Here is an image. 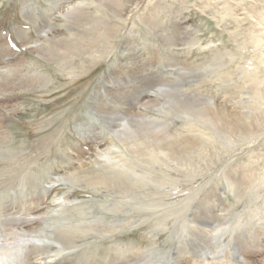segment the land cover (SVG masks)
Instances as JSON below:
<instances>
[{"label":"rangeland","instance_id":"rangeland-1","mask_svg":"<svg viewBox=\"0 0 264 264\" xmlns=\"http://www.w3.org/2000/svg\"><path fill=\"white\" fill-rule=\"evenodd\" d=\"M31 1L35 2L36 0ZM81 1L84 0H76V2ZM90 1L92 2V0ZM185 1L186 4L181 5L180 0H166L167 5L162 6L166 9L171 7L169 10L176 11L184 8L182 13L185 20L181 22L185 25L198 27L195 29L201 44L193 47L188 42H183V44L177 45L173 50L179 53L181 58L174 61L164 41L138 18L134 19V23L132 21L126 25L121 24L118 27L119 34L108 39L101 38L102 33L98 30L95 32L91 27L92 23L86 22L82 25L85 31L78 39V36L71 35L72 32L65 26V19L61 15L51 20L50 25L52 26L48 25L45 15L48 13L56 15L54 5L50 3V0L36 1L35 13L39 17L37 24L28 18L30 15L24 10L22 0H0V33L12 32L13 40L16 39L20 43L14 27L22 26L32 45L44 43L45 48L49 47L51 44L46 31H49L52 37L58 35V37L64 38L71 47L82 41L88 44L87 50L76 56L74 62L69 64H63L58 60H48L37 51L26 50L27 61L22 74L28 71L27 75H32L37 71L33 68L36 66L40 72L46 75L44 81H48V84L37 91L23 90L7 94L9 107L20 109L15 115L12 114L8 129L13 136L4 147L5 153L0 155V198L4 197V205H9L13 200L16 201L17 197L19 198L16 203L19 205L20 197L23 195H25L24 199H40L44 195L43 191L47 188V186L45 188V182L50 176L48 172L55 171L60 174L66 171L63 153L67 151L63 150L62 153L60 149L75 146L88 150L89 145L84 144L88 139L87 134L106 137L105 141H108L110 145L114 144L115 149H123L114 130L115 125L118 123L124 125V121L112 120L111 115L101 114L93 106V103L97 102L96 98L100 97V95H96V92L103 86L105 79L110 81L106 84V87L110 88H108L110 94L116 91H121V93L125 91L128 95L134 96L135 92L138 94L135 98H138L140 94L150 92V98L157 99L155 85L183 83L197 89V86L192 84L195 75L205 78H210L213 75L215 81L209 82L208 85L204 84L203 87L213 85V89H217L215 93L218 97L227 96L225 99L230 101L229 107H232L235 101H244L250 110V114L244 116L245 120L248 125L250 124L251 130L257 132L246 136V138L242 135H234L237 137V141L228 142L217 133L215 134L212 130L204 127L198 130L194 125L192 129H182L186 120L175 117L177 129L183 130L186 135L204 139L201 147L204 157L197 158L192 163H188V161L184 163L185 174L203 171V177L190 182V177H179L173 170L171 178L176 183L172 182L173 180L169 177L170 180L168 179L164 187L155 184L153 189L148 190L149 196L147 197L144 195H136L138 198L119 196L115 200L112 197L109 198V195L105 193H96L76 185L54 184L46 197L52 206L49 219H56L62 212L67 211L80 210L83 214V211L90 212L88 209L92 208L89 213L90 217H94V213L103 212L108 217L106 218L108 221L119 217L118 224L124 223L123 225H125L126 223L127 226H120L114 233L92 239L81 248L72 251L66 250L57 257L58 260L56 259L51 264H81L85 259L96 264H106L107 259L113 253L123 256L126 261L129 260V256H135L133 264H178V259L183 261L188 259L191 260L188 264H196L200 257L192 254L178 255L176 246L182 235L189 229L191 231L193 225L191 226L187 219L190 218L194 210L193 207L199 203H201L202 210H206L209 206L213 208L211 213L208 210L204 211L205 215L212 216L214 214L217 216V221L220 223L218 222L214 229H219V234L234 233L237 229L234 234H242L236 239L239 243L238 246L248 247L251 255L254 250L260 247L262 251L257 257L264 256V0ZM156 2V0H150L146 5L154 11ZM232 9L235 10L232 11ZM159 12L160 15H156V11L153 14L155 20L161 17V19H165V22L173 25L172 11L161 10ZM97 14L102 13L93 9L90 11V16ZM110 15L109 11L107 14H103L108 18ZM53 28L55 30L51 32L49 29ZM135 31H139L142 46L136 47V39L131 36ZM125 36L130 37L127 44L125 40L129 37L125 39ZM90 42L95 44L92 46ZM113 44L124 50L128 48L129 54L133 58L136 57V61L119 68L118 65L123 55L119 50H115L112 54L111 46ZM20 47L25 50L24 46ZM93 48L97 50V53ZM158 48L160 49L158 50ZM138 53L145 54V56L140 57L136 55ZM126 54L128 53L126 52ZM158 55L164 59V62L160 61ZM173 62L175 65L171 66ZM188 66H192L193 70L187 69L191 68ZM143 68L148 71H143ZM2 70H5V67H2ZM226 70L231 73H225ZM142 72L145 75L149 73L157 75H153L154 77L145 76L141 74ZM179 72L185 73L187 77L181 80L178 76ZM153 85L154 88L150 89L149 86ZM227 88H234V90L228 92ZM234 91L235 93L231 95L233 97L229 96ZM129 97L131 98V96ZM230 97L235 101L229 100ZM106 98L111 99L110 96ZM160 98L165 99L163 96ZM126 101L127 104L118 107L127 111L133 109V105L128 104L130 101ZM162 104L163 102L159 103L155 109L145 106L143 103H137L134 107H136L137 113L146 114L151 118H159L164 115V113H160V110H163ZM110 106L113 104L108 103V107ZM10 112L7 109V113L10 114ZM80 126L83 128H79ZM96 126L101 127L102 130L90 133V129ZM80 129L85 132L83 141ZM238 138L240 141L242 140V143ZM239 147L242 149L238 150ZM210 149L215 151L212 157L209 154ZM190 153L197 155V151L194 150ZM86 160L91 162V158H86ZM209 165L211 168L208 170ZM33 172H36V175ZM228 174L236 177L249 175L247 183L240 184L243 189L241 197L229 186L226 178ZM24 176L28 178L31 176V182L36 178L37 187L26 184ZM164 177V174L159 173V179ZM70 191H73L71 193L74 194L73 197H76L72 204L63 200L64 195ZM177 197H185V204L182 206L186 208V212L182 214H176V209H180L177 208L178 206H174L173 209L170 207V212L164 210L156 212L148 207L144 208V205L141 204L143 201L155 204L161 199L170 201ZM43 200V198L40 199V201ZM113 201L118 205L119 215L117 217L105 207ZM196 212L197 215L203 214L198 210ZM168 216L170 217L168 218ZM165 220L172 224L169 229L159 232L158 226ZM127 222H132V224H127ZM41 229L38 228V231ZM220 242L221 240L215 236L208 240V238L199 235L195 244H189L187 249L188 251L189 249L194 250L197 255L202 257L208 249L210 252L219 250ZM195 247L199 251H196ZM233 247L235 250L240 249L237 245H233ZM47 259L49 260V258ZM183 261L180 264H185ZM261 264H264V260Z\"/></svg>","mask_w":264,"mask_h":264},{"label":"bare ground","instance_id":"bare-ground-1","mask_svg":"<svg viewBox=\"0 0 264 264\" xmlns=\"http://www.w3.org/2000/svg\"><path fill=\"white\" fill-rule=\"evenodd\" d=\"M36 1L22 0L24 10L30 15L29 17L27 15V17L30 18L34 24H37L39 21V17H37L35 13ZM149 1L150 0H92L91 2L90 0H84L76 2V0H50V3L54 5L56 15L48 13L45 15V19H47L48 25L52 26L50 25L51 20L61 15L62 18L65 19V26L72 32L71 35H73V37L78 36V39L81 37V33L85 31L82 25L86 22H90L95 32L98 30L102 33L101 38L108 39L109 37H115L119 34L118 27L121 24L126 25L132 21L134 23V19L138 18L145 25H148L155 35L164 41L174 61L181 58L180 54L173 50L177 45L183 44V42H188L193 47L201 44L195 29L198 27L195 25H185L181 22L185 20V16L182 13L184 8L180 7L181 9L177 11L169 10L171 7H167L166 9L162 6L167 5L166 0H156V6L153 11V9H150L146 5ZM180 3L181 5H185L186 1L180 0ZM242 4L245 5L244 2H242ZM92 9L102 14L90 16V11H92ZM161 10L173 12H171L173 14V25L168 24L164 21L165 19L163 20L161 17V20L154 19L153 14L155 11L156 15H158ZM233 10L235 9H232V11ZM108 11L111 13L109 18L103 16V14H107ZM14 28H16L21 44L18 40H13L12 32L6 31L0 33V155L5 153L4 147L7 146L10 138L13 136L8 129L12 114L15 115L20 109L18 107H9L10 103L7 101V94H13L23 90L37 91L48 84V81H44L46 75L40 72L36 66H33V68L37 71L32 75H27L28 71L22 74L27 61L26 50L30 49L31 51H37L42 57L48 60H58L63 64H69L70 62H74L75 57L85 52L88 48V44L85 41L78 43L75 41L77 44L71 47V45L66 43L64 38L58 37V35L52 37L49 31H46V35L51 44L49 47L45 48L44 43L32 45V42L26 37V30L22 26ZM49 30L53 32L52 30L55 29ZM131 36L136 39V47L142 46L139 31L132 32ZM128 37L129 36H125V39ZM128 40H130V37L125 40L126 44ZM259 40L261 41V39ZM94 44L95 43H91L92 46ZM20 46H24L25 50L21 49ZM111 48L112 54H114L115 50H119L123 55L118 65L119 68H122L125 64H131L132 61H136V57L133 58V56L129 54L128 48L124 50L122 47L118 48L115 44H113ZM159 49L160 48H158V50ZM125 51L128 54H126ZM95 53H97V50H95ZM136 55L140 57L145 56V54L139 53ZM158 57L160 61L164 60L160 55H158ZM171 64V66L175 65L174 62ZM2 67H5V70H2ZM188 67L191 68L187 69L193 70L192 66ZM143 71H148V69L143 68ZM225 73H231V71L226 70ZM141 74L145 75L143 72ZM153 75L157 74L149 73L145 76ZM178 76L181 80L187 77L185 73L182 74L180 72ZM214 78L213 75L210 78L195 75L192 84L194 83L197 89L192 88L191 85L186 86L183 83H162L155 85V87H157V99H151L149 95L150 92H144L140 94L138 98H135L138 95L135 92L134 96L131 94L128 95L125 91L124 93L116 91L110 94L111 92L108 90L109 87H106V84L110 81L109 79H105L103 86L96 92V95H100V97L96 98L95 101L97 102L93 103V106L97 112L103 113L104 115L107 114L108 116L111 115L112 120L124 121V125H122V123L115 125L114 130L123 149H115L113 147L114 144L110 145L108 141H105L107 140L106 137L87 134L88 139H86L87 142L84 144L89 145L88 150L75 146L60 149L62 153L63 150L67 151L63 153L65 155L64 160L66 161V165L64 166L66 171L60 174L55 171L48 172L50 176L45 182V188L46 186L47 188L43 191L44 195L40 197V199H44L43 201H40L39 198H33L31 200L28 198L24 199L25 195H23L20 197L21 201L19 205L16 203L19 197L15 199L16 201L13 200L10 202L9 205H4V197L0 198V201L2 200L0 202V264H51L55 262L57 257L63 254L64 251H72L73 249L81 248L92 239H97L100 236L112 232L114 233L120 226H127L126 223L123 225V222V224H118L120 222V218L117 217L119 215L118 205H116L114 201L111 202V204L105 205L106 209L111 213L113 212L117 217L111 221L106 219L108 217L103 212L94 213V217H90L89 213L92 208L88 209L90 212L83 211V214L80 210L67 211L62 212L56 219H49L52 206L51 203L46 200V197L49 195V189H52V186L56 183L70 186L76 185L77 187H82L96 193H105L109 195V198L112 197L117 200L119 196H126V198H138L136 195H144V197L149 196L147 191L153 189L155 184L164 187L169 177L171 178L173 170L179 177H190V182L203 177V171L200 173L197 171L195 174H185L184 163L185 161L192 163L193 160L196 161L197 158L204 157L203 151L201 150L204 139L186 135L183 130L177 129L175 117H181L186 120L182 125V129H192L194 125L198 130L204 127L205 129L212 130L215 134L217 133L218 136L226 139L228 142L237 141L236 135H242L246 138V136L254 132L257 133L251 130L250 124L248 125L245 120L244 116L250 114V110L245 105L244 101L234 100V102L232 100L231 97L233 96L231 95L235 93V91L231 92L229 95L231 96L229 100L234 102V105L229 107L230 101L225 99L227 96H221L222 98L218 97L215 93L217 89H213V85H210V87H203L204 84L208 85L209 82H214ZM149 88H154V85L149 86ZM229 90L232 91L234 88H227L228 92ZM109 96L111 97L110 100L106 98ZM129 96H131V98ZM161 96L165 99L162 100L160 98ZM126 100L130 101L128 104L133 105V109L127 111L118 107L123 106L125 103L127 104ZM161 102H163L161 106L163 110H160V113H164V115L159 118H151L146 114L137 113L136 107H134L137 103H143L145 106L155 109ZM108 103H112L113 106L108 107ZM246 107L247 109H244ZM7 109L11 111L10 114L7 113ZM79 128L83 127L80 126ZM101 130V127L96 126L90 129L89 132L93 133ZM79 132L81 134V140L83 141L85 132L81 129ZM240 142L242 143V140ZM237 149L239 150L242 148L239 147ZM192 150L197 151V155H192L190 153ZM214 152V150L210 149L209 154L211 157L215 154ZM86 158H91V162H88ZM76 163L78 164L76 165ZM209 168H211L210 165L208 166V170ZM159 173L164 174L165 177L159 179ZM33 174L36 175V172H33ZM246 174L239 177L232 176V174L226 176L229 186L239 197L243 195V189L240 184L247 183L249 179H247L249 175L247 176ZM30 179L31 176L30 178L25 177L26 184H32L33 187H37L38 181H36V178H34L32 182ZM171 180H173V178H171ZM172 182H174V180ZM140 191L141 193H139ZM71 192L73 193V191H70L68 194L64 195V202L72 204L74 200H76V197H73L74 194L72 195ZM178 196L180 197L182 195ZM179 197L173 198V200L170 199V201H168V199H161L155 204L150 201L148 202L147 199L144 198L147 202L143 201V199L141 204L144 205V208L148 207V209L150 208L156 212L158 210L170 212V207L173 209L174 206H178L177 208L180 209H176L177 213H175L182 214L186 212V208L182 206V204H185V197ZM139 199H141V197H139ZM200 204L201 203L198 205L196 204L193 207L194 210L190 218L188 217L189 219H187L191 226H193L191 231L189 229L184 235L181 234L182 237L179 244L176 246L178 255L192 254L200 257V260H198L196 264H261V262H263L264 256L257 257L262 251L260 247L252 252V256L248 247L238 246L239 243H237L238 241L236 239L242 234H234L237 232V229L234 227V233L223 232L219 234L220 230L214 229L219 222L217 221V216L214 214L212 216L205 215L206 210L211 213L213 208L209 206L206 210L203 208L204 211L201 209L202 207H200ZM12 210L15 211L13 212ZM197 210L201 211L203 214L197 215ZM162 213L164 214V212ZM169 217L170 216H168V218ZM132 222H127V224H132ZM171 224L172 223L168 220L163 221L158 226V231L162 232L169 229ZM38 228L42 229L38 231ZM199 235L208 238V240L212 239L214 236L219 238V240H221L219 250L210 252L208 249L210 253L207 251L202 257L197 255L192 249L188 251L187 246L189 247V244L194 245L195 240L199 239ZM215 245H217V243H215ZM233 245H237L240 249L235 250ZM209 247H211V245H209ZM26 248L28 249L25 250ZM195 250L199 251L196 247ZM209 254L211 255L209 256ZM47 258H49V260ZM107 260L108 262L106 264H133L135 256H129V260L126 261L123 256L113 253ZM181 260L182 259H178V264H180V262L182 263L183 260ZM189 262H191V260L186 259L183 261L185 264ZM81 264L96 263L91 262L89 259H85Z\"/></svg>","mask_w":264,"mask_h":264}]
</instances>
